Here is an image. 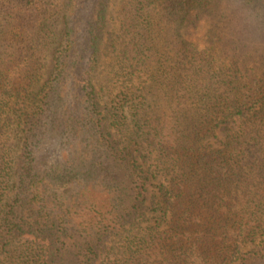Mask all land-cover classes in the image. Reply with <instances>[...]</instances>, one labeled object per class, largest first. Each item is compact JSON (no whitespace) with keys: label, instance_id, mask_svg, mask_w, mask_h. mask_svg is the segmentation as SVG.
I'll return each instance as SVG.
<instances>
[{"label":"trees","instance_id":"16d2710c","mask_svg":"<svg viewBox=\"0 0 264 264\" xmlns=\"http://www.w3.org/2000/svg\"><path fill=\"white\" fill-rule=\"evenodd\" d=\"M112 1L0 0V264H264V0Z\"/></svg>","mask_w":264,"mask_h":264},{"label":"rangeland","instance_id":"374dc122","mask_svg":"<svg viewBox=\"0 0 264 264\" xmlns=\"http://www.w3.org/2000/svg\"><path fill=\"white\" fill-rule=\"evenodd\" d=\"M249 0H221V4L218 7V15L222 18V21H241L243 23V27L246 23H255V21H259V16L257 13V9L259 7H256V4ZM120 8V0H114L112 1L111 7H110V14L108 17V21H117L118 20V12ZM217 21V18H216ZM113 22L110 23L109 29H113ZM206 28L201 27L197 30H194L192 34L189 36L188 40L197 44L200 42L203 37L205 36ZM111 54H108L105 56V58L102 61V65L99 68V76L98 81L101 80L104 82L107 77V69L109 70V63H111ZM104 78V80H103ZM231 128L223 129L222 131L218 132V136L214 139H211L207 142L206 148H218L219 146H222V144L225 142V139L228 137V134L231 133ZM233 129V128H232ZM126 132L122 133H116L118 139L126 144ZM52 148L49 151V154L51 156L54 155V153L51 152ZM76 188L74 184H71L67 186L63 191H74ZM154 223V220L152 217L148 219L146 222L141 223V227H146L148 225H152Z\"/></svg>","mask_w":264,"mask_h":264}]
</instances>
